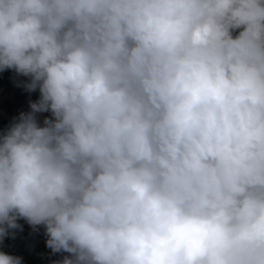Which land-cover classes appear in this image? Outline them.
Segmentation results:
<instances>
[{
	"label": "clouds",
	"instance_id": "clouds-1",
	"mask_svg": "<svg viewBox=\"0 0 264 264\" xmlns=\"http://www.w3.org/2000/svg\"><path fill=\"white\" fill-rule=\"evenodd\" d=\"M7 70L39 98L0 135V244L264 264V0H0Z\"/></svg>",
	"mask_w": 264,
	"mask_h": 264
},
{
	"label": "trees",
	"instance_id": "trees-1",
	"mask_svg": "<svg viewBox=\"0 0 264 264\" xmlns=\"http://www.w3.org/2000/svg\"><path fill=\"white\" fill-rule=\"evenodd\" d=\"M238 31L235 34H238ZM27 78L17 76L13 70L0 72V135L8 128L6 123L11 122L21 111H29V101L39 98V91L28 93L22 86H18L19 81ZM44 116L50 113L37 114L38 120L42 122ZM18 223L23 226V230H16L15 239L6 238L0 244V251L10 255L23 258V264H52L68 253H51L45 245L47 239L43 226H37L33 231L25 220L20 219Z\"/></svg>",
	"mask_w": 264,
	"mask_h": 264
}]
</instances>
